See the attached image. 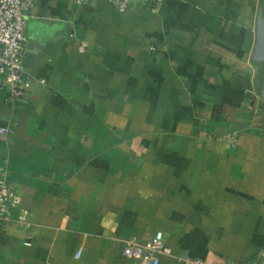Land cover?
I'll list each match as a JSON object with an SVG mask.
<instances>
[{
	"label": "crops",
	"instance_id": "1",
	"mask_svg": "<svg viewBox=\"0 0 264 264\" xmlns=\"http://www.w3.org/2000/svg\"><path fill=\"white\" fill-rule=\"evenodd\" d=\"M259 7L34 0L30 89L14 110L0 99V177L28 225L0 227V264H134L125 243L158 231L177 257L264 264Z\"/></svg>",
	"mask_w": 264,
	"mask_h": 264
},
{
	"label": "built area",
	"instance_id": "2",
	"mask_svg": "<svg viewBox=\"0 0 264 264\" xmlns=\"http://www.w3.org/2000/svg\"><path fill=\"white\" fill-rule=\"evenodd\" d=\"M75 6H82L88 0H71ZM107 4L118 14L126 13L132 6L150 8L153 12L160 6L162 0H106ZM34 7V0H0V99L2 105L14 110L21 97L30 89V78L23 65L26 53L27 38L25 35L26 22ZM83 52L82 45L77 47ZM150 51H154L150 47ZM43 83V80H39ZM243 93L254 96L251 88H245ZM10 130L0 127V138L6 139ZM228 148L236 143L235 135L223 137ZM19 195L0 177V227L8 223H15L20 227H27V213L20 210L14 217V210L18 209ZM26 245H29L27 242ZM81 251L78 250L76 258ZM122 255L134 264H159L160 257H174L183 264H209L206 259H192L177 257L166 245L162 232H156L151 240L140 243L129 240L122 249Z\"/></svg>",
	"mask_w": 264,
	"mask_h": 264
},
{
	"label": "rangeland",
	"instance_id": "3",
	"mask_svg": "<svg viewBox=\"0 0 264 264\" xmlns=\"http://www.w3.org/2000/svg\"><path fill=\"white\" fill-rule=\"evenodd\" d=\"M259 2H260V7H259V11H258L259 17L261 19H264V0H259Z\"/></svg>",
	"mask_w": 264,
	"mask_h": 264
}]
</instances>
